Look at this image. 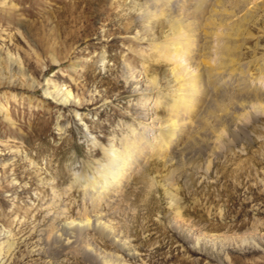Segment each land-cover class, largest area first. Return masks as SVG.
<instances>
[{
  "label": "rangeland",
  "instance_id": "obj_1",
  "mask_svg": "<svg viewBox=\"0 0 264 264\" xmlns=\"http://www.w3.org/2000/svg\"><path fill=\"white\" fill-rule=\"evenodd\" d=\"M142 4L0 0V264H264L261 112L221 100L229 120L182 156L150 158L119 201L97 207L83 193L102 149L165 118L141 101V64L164 93L168 68L148 56ZM254 45L245 41L243 64ZM54 87L80 104L45 97Z\"/></svg>",
  "mask_w": 264,
  "mask_h": 264
},
{
  "label": "bare ground",
  "instance_id": "obj_2",
  "mask_svg": "<svg viewBox=\"0 0 264 264\" xmlns=\"http://www.w3.org/2000/svg\"><path fill=\"white\" fill-rule=\"evenodd\" d=\"M229 1L143 0L139 6L144 31L150 35L148 56L168 67L164 71V93L159 76L147 77L144 70L149 68L148 64H141L142 71L138 73L144 78L141 101L151 100L149 109L163 110L165 118L161 120L154 115L151 125L144 124L140 129L128 127L129 135L120 139V150L113 146L102 149L104 162L97 167L98 181L90 184L83 181L81 185L83 193H88L97 207L101 203L110 207L119 201L126 186L144 171L150 158L170 161L184 155L187 146H198L209 138L213 127L229 120L230 113L222 101H228L231 109L247 110L244 115L264 114V50L257 43L264 32L261 26L257 37L250 32L251 24H260L258 17L263 14L264 0H232L235 4L226 6ZM153 28H158V36ZM219 38L222 40L217 41ZM249 39L255 45L248 51L250 61L243 64L244 45ZM256 63L259 73L253 78L248 71ZM53 90L51 93L46 88L43 94L58 105L80 104L69 90L56 87ZM84 223L85 227L89 225V221ZM120 245L125 246L121 241Z\"/></svg>",
  "mask_w": 264,
  "mask_h": 264
}]
</instances>
